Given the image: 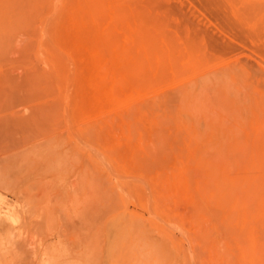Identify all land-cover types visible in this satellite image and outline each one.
I'll list each match as a JSON object with an SVG mask.
<instances>
[{
	"label": "rangeland",
	"instance_id": "rangeland-1",
	"mask_svg": "<svg viewBox=\"0 0 264 264\" xmlns=\"http://www.w3.org/2000/svg\"><path fill=\"white\" fill-rule=\"evenodd\" d=\"M66 1L0 0V264H264V0Z\"/></svg>",
	"mask_w": 264,
	"mask_h": 264
},
{
	"label": "bare ground",
	"instance_id": "bare-ground-1",
	"mask_svg": "<svg viewBox=\"0 0 264 264\" xmlns=\"http://www.w3.org/2000/svg\"><path fill=\"white\" fill-rule=\"evenodd\" d=\"M65 1H66V0H65ZM68 1H69V0H68ZM119 1H122V0H118V2H119ZM123 1H124V0H123ZM129 1H130V0H129ZM135 1H136V0H135ZM89 2L91 3V1H89ZM102 2H103V1H102ZM136 2H138V1H136ZM70 3H71V2H70ZM128 3H129V5L131 4V7H132V2H131V3L128 2ZM128 3H127V4H128ZM133 3H134V2H133ZM142 3H143V2H142ZM65 4H67V1H66V3H64V5H65ZM83 4H84V3H83ZM91 4H92V3H91ZM99 4H100V3H99ZM104 4H105V3H104ZM104 4H102V6H103ZM127 4H126V5H127ZM151 4H152V3H151ZM57 5H58V3H57ZM75 5H76V4H75ZM75 5H74V6H75ZM94 5H95V4H94ZM124 5H125V4H124ZM124 5H123V6H124ZM133 5H134V4H133ZM135 5H136V4H135ZM152 5H153V4H152ZM78 6H79V5H78ZM89 6H90V4H89ZM95 6H99V7H100L101 5H95ZM121 6H122V5H121ZM121 6H120V7H121ZM64 7H65V6H64ZM75 7H76V6H75ZM79 7H82V6H79ZM92 7H93V6H92ZM134 7L136 8V7H138V6H134ZM146 7H147V8H151V6L148 7V5H147ZM84 8H85V7H83V10H84ZM88 8H90V7H88ZM102 8H103V7H102ZM125 8H126V7H124L123 9L121 8L123 13H126V10H127V9H125ZM154 8H155V7H154ZM64 9H65V8H64ZM77 9H78V8H77ZM90 9L93 10L94 8H93V9L90 8ZM138 9H139V8H138ZM140 9H142V8H140ZM152 9H153V8H152ZM65 10H66V9H65ZM81 10H82V8H81ZM95 10L97 11L96 8H95ZM136 10H137V8H136ZM155 10H156V9H155ZM53 11H54V10H53ZM62 11H63V10H62ZM93 11H94V10H93ZM79 12H80V11H79ZM122 12H121V13H122ZM136 12H137V11H136ZM142 12L144 13V11H142ZM142 12H141V13H142ZM151 12H152V10H151ZM157 12H158V11H157ZM86 13H87V12H86ZM90 13H92V11H90ZM97 13H98V12H97ZM97 13H96V17H95L96 19H97ZM118 13H119V12H118ZM132 13H133V12H132ZM138 13H139V10H138ZM160 13H161V12L159 11V14H160ZM92 14H93V13H92ZM94 14H95V12H94ZM139 14H140V13H139ZM118 15H119V14H118ZM118 15H117V16H118ZM122 15H123V14H122ZM133 15H135V13H133ZM74 16H75V15H74ZM136 16H138V14H137ZM146 17H147V16H146ZM151 17H152V14H151ZM92 18H94V17H92ZM95 18H94V20H95ZM98 18H99V17H98ZM136 18H137L138 20L141 21L140 23H142V21H143L144 24H145L146 21H144V19H143L144 16H143V18H142V17H140V18H139V17H136ZM155 18H156V17H155ZM158 18L162 19L161 17H158ZM153 19H154V18H153ZM153 19H151V20H153ZM84 20H85V19H83V21H84ZM88 20H90V19L85 20V22L88 21ZM98 20H99V19H98ZM118 20H119V19H118ZM146 20H147V19H146ZM167 20H168V19H167ZM64 21H65V20H64ZM155 21H157V20H155ZM159 21H160V20H159ZM59 22H60V21H59ZM62 22H63V21H62ZM68 22H69V21H68ZM85 22H84V23H85ZM99 22H100V20H99L98 22H96V23H97L96 27L99 26V24H100ZM135 22H137V21H135ZM147 22H148V21H147ZM147 22H146V23H147ZM90 23H91V22H90ZM93 23H94V22H93ZM148 23H149V22H148ZM158 23H159V22H158ZM168 23H169V22H168ZM170 23H171V22H170ZM57 24H58V23H57ZM59 24H60V23H59ZM68 24H69V23H67V24H65V25L67 26ZM115 24H117L116 21H115ZM150 24L153 25L151 22L149 23V25H150ZM55 25H56V24H55ZM117 25H118V24H117ZM142 25H143V24H142ZM147 25H148V24H147ZM149 25H148L147 28H149ZM66 26H65V27H66ZM153 26H154V25H153ZM167 26H168V24H167ZM65 27H64V31H65V29H66ZM67 27H69V28L72 29V31H73V32H71V33H73V38H70V39L74 41L73 43L77 42V44L79 43V45H80V44H81L80 41L83 39V38H82V37H83V34H82V33H85V32H83V31H86V30H83V29H84V27H83V23L78 24V23L75 22V21H74V22L71 21L70 24H69V26H67ZM86 27H87V26H86ZM94 27H95V25H94ZM139 27H140V26H139ZM139 27H136V28L140 30L141 27H140V28H139ZM143 27H145V25H144ZM156 27H159V26H156ZM165 27H166V26H165ZM61 28H62V24H61ZM166 28H167V27H166ZM173 28H174V27H173ZM85 29H86V28H85ZM87 29H88V28H87ZM95 29H96V31H97V28H95ZM142 29H143V28H142ZM145 29H146V27H145ZM152 29H153V28H152ZM62 30H63V29H62ZM62 30L60 29L58 32H60V31H62ZM67 30H69V29L67 28ZM100 30H101V29H100ZM106 30L108 31L109 28H107ZM70 31H71V30H70ZM87 31H89V30H87ZM87 31H86L87 35H90V38H89V39H91V40L93 39V40H94L93 35H91L90 32H87ZM136 31H137V30H136ZM146 31H147V29H146ZM150 31H151V30H150ZM105 32H106V31H105ZM148 32H149V31H148ZM148 32H146L147 34H146L145 32H143V33L146 34V37H145V38H147V35H149ZM60 33H62V32H60ZM106 33H107V32H106ZM124 33H125V32H124ZM139 33H140V31H139ZM143 33H142V32L140 33V36H141L142 38H143V36H145ZM67 34L70 35L69 31H67ZM81 34H82V36H80ZM102 34H103V33H102ZM102 34H101V35H102ZM104 34H105V33H104ZM150 34H151V33H150ZM142 35H143V36H142ZM134 36H135V35H134ZM151 36H153V35H150L149 37L151 38ZM65 37H66V36H65ZM65 37H63V38L61 37V38L59 39L60 42L63 43V44H64L65 41H67V40H65V39H67V38H65ZM68 37H69V36H68ZM91 37H92V38H91ZM102 37H103V36H102ZM112 37H113V36H112ZM112 37H111V38H112ZM116 38H117V37H116ZM70 39H69V40H70ZM79 39H80V40H79ZM86 39H87V38L84 36V40H83V41H84L85 43L87 42V44H89L88 41H85ZM106 39L109 40L108 37L105 38V40H106ZM143 39H144V38H143ZM151 39H152V40L149 39L151 42H153V43H154V42H157V41H153L154 38H151ZM183 39H184V38H183ZM64 40H65V41H64ZM69 40H68V41H69ZM93 40H92V41H93ZM108 40H107V41H108ZM110 40H111V39H110ZM143 41H144V40H143ZM146 41H148V38L146 39ZM146 41H145V44L147 43ZM168 41L170 42V39H169ZM185 41H186V40H185ZM185 41H184V43H185ZM69 42H70V41H69ZM69 42H67V43L70 44ZM81 42H82V41H81ZM90 42H91V41H90ZM94 42H95V41H93V43H94ZM100 42H101V41H100ZM151 42H148L146 45L149 47L148 44H153V43H151ZM67 43H65V44H67ZM82 43H83V42H82ZM117 43H118V42H117ZM157 43H158V42H157ZM75 44H76V43H75ZM75 44H74V45H75ZM87 44H85L86 47H87ZM91 44H92V43H91ZM91 44H90V45H91ZM94 44H95V43H94ZM97 44H98V43H97ZM101 44H102V43H101ZM101 44H100V45H101ZM154 44H155V43H154ZM168 44H169V43H168ZM168 44H167V45H168ZM172 44L174 45V43H172ZM81 45H82V44H81ZM83 45H84V44H83ZM103 45H104V44H103ZM108 45L110 46V45H111V42H110V44H108ZM95 46H96V44H95ZM95 46L93 45V47H95ZM109 46H108V47H109ZM117 46H118V45L116 44V47H115L114 49H118ZM150 46L153 47V45H150ZM70 47H71V46H69L68 48H70ZM170 47H171V46H170ZM185 47H186V46H185ZM58 48H59V47H58ZM100 48L103 49V47H101V46L98 47V49H100ZM104 48L107 49V47H105V46H104ZM175 48H176V46L174 45V49H175ZM55 49H56V48H55ZM76 49H77L78 51H80V49H81V51H82V49H83V51H85V52H86V51H89L87 48H81V47H80V48L77 47ZM89 49L91 50V47H90ZM95 49H96V48H95ZM152 49H154V48H152ZM100 50H101V49H100ZM147 50H148V48H147ZM170 50H171V49H170ZM188 50H190V49H188ZM188 50H187V51H188ZM108 51H109V50H108ZM140 51H141V50H140ZM144 51H145V50H144ZM151 51H152V50H151ZM72 52L74 53V51H72ZM72 52L69 53V54H72ZM127 52H129V51H126L125 53H127ZM59 53H60V52H59ZM108 53H110V52H108ZM108 53H107V55H108ZM123 53H124V52H123ZM146 53H147V52H146ZM119 54H120V53H119ZM144 54H145V53H144ZM149 54H150V53H149ZM62 55H63V54H62ZM64 55H65V54H64ZM64 55H63V56H64ZM78 55H79V54H78ZM69 56H70V55H69ZM104 56H105V55H104ZM101 57H103V54H101ZM118 57H119V56H118ZM124 57H125V56H124ZM141 57H142V55L140 56V58H141ZM54 58H55V57H54ZM137 58H139V57H137ZM140 58H139V59H140ZM169 58H170V56H169ZM57 59H58V58H57ZM71 59H72V57H71ZM83 59H84V58H83ZM109 59H110V56H109ZM106 60H107V58H106ZM176 60H177V58H176ZM67 61H68V60H67ZM72 61H73V60H72ZM123 61H124V59H123ZM161 61H162V59H160V62H161ZM91 62H92V61H91ZM91 62H90V63H91ZM98 62H99V61H98ZM100 62H101V61H100ZM150 62H151V60H150ZM160 62H159V63H160ZM70 63H71V62H70ZM72 63H73V62H72ZM88 63H89V62H88ZM110 63H111V62H110ZM122 63H123V62H122ZM122 63H121V61H120V64H121L120 67L123 65ZM133 63H134V62H133ZM135 63H136V64H135V67L137 66L135 71H139V70L137 69V68H139V65H140V67H144V65H145V64H143V63L140 64L141 62H139V64H137L138 62H135ZM159 63H158V64H159ZM161 63L163 64V61H162ZM161 63H160V66H161ZM73 64H74V63H73ZM247 64H248V63H247ZM141 65H142V66H141ZM103 66H104V65H103ZM126 66H127V65H126ZM126 66L123 65L124 69L127 68V69H126L127 71L124 73V75H125V79H127L126 77H128V76L126 75L127 73H130V74L133 73V72H130V70H131V68H130L131 65H130V67H129L130 69H129L128 67H126ZM80 67H81V66H80ZM161 68H162V66H161ZM161 68L158 69V70H161ZM75 69H76V68H75ZM83 69H84V68H83ZM100 69H101L102 72H103V70H104V71L106 70V68H103V67L100 68ZM112 69H113V67H112ZM124 69H123V70H124ZM133 69H135V68H133ZM162 69H163V68H162ZM92 70H93V68H92ZM119 70L121 71L122 68L119 69ZM128 70H129V71H128ZM73 71H75V72L77 73L76 70H73ZM112 71H113V70H112ZM124 71H125V70H124ZM131 71H132V70H131ZM140 71L142 72V70H140ZM71 72H72V71H71ZM75 72H74V73H75ZM78 72H79V70H78ZM114 72H115V70H114ZM117 72H118V71H117ZM136 73H137L138 77H139V75H140V79H141V73H139V72H136ZM136 73L134 72V74H136ZM83 74H84V73H83ZM85 74H86V73H85ZM85 74H84V76L87 75V74H86V75H85ZM134 74H131V75L133 76ZM118 75H119V74H118ZM137 75L135 76L136 78H137ZM82 76H83V75H82ZM82 76H81V78H82ZM116 76H117V74H116ZM144 76H145V75H142V77H144ZM74 77H75L74 79H76V76H74ZM114 77H115V76H114ZM118 77H119V76H118ZM135 77L133 76V79H135ZM144 78H145V77H144ZM72 79H73V78H72ZM77 79H78V78H77ZM87 79H88V78H87ZM133 79H132V81H133ZM138 79H139V78H138ZM138 79H137V80H138ZM116 80H117V79H116ZM120 80H122V79H120ZM127 80H130V79L128 78ZM143 80H144V79H143ZM76 81H77V80H76ZM76 81H74V82H76ZM122 81H123V80H122ZM147 81H148V80H147ZM78 82H79V79H78ZM123 82H124V81H123ZM134 82H136V80H134ZM102 83H103V81L101 80V72H99V73H97V75H95V77H94V79H93V81H92V83H91V85H90V87H92V91H93V96H92L93 101L91 100L90 104L93 103V104H97V105H98V104L102 101V97H103V84H104V83H103V84H102ZM117 83H118V84H121V82L119 83V81H117ZM140 83H141V80H140ZM147 83L149 84V81H148ZM79 84H80V82H79ZM129 84L134 85V84H132V82H129ZM141 84H142V83H141ZM148 84H147V85H148ZM114 85H115V84H114ZM125 85H127V84H125ZM137 85H138L137 87H139V84H137ZM150 85H151V84H150ZM120 86H121V85H120ZM114 88H115V91H114ZM114 88H111V89L113 90V91H112V94H113V93H116V91H117V90H116V86H114ZM134 88H135V87H134ZM146 88H147V90H148V86H147ZM150 88H151V87H150ZM139 90H141L140 87H139ZM208 91H209V90H208ZM168 92H169V91H168ZM168 92H167V93H168ZM173 93H175V92L173 91ZM85 94H86V93H85ZM169 94H171V93L169 92ZM76 95H77V94H76ZM175 95H176V93H175ZM208 95H210V94L208 93ZM70 96H71V95H70ZM116 96H117V94H116ZM87 97L89 98V96H87ZM80 98H81L80 101L83 100L82 97H81V95H80ZM84 98H85V95H84ZM119 98H120V97H119ZM174 99H175V98H174ZM197 99H198V98H197ZM87 100L89 101L90 99H85V103H86ZM169 100H170V99H169ZM174 101H175V100H171V102H174ZM68 102H69V100H68ZM169 102H170V101H169ZM81 103H82L81 106L83 107V106L85 105V103H84L83 101H81ZM175 103H176V101H175ZM83 104H84V105H83ZM103 104H104V103H103ZM103 104H102V106H103ZM65 105H66V104H65ZM86 105H88V103H86ZM91 106H92V105H91ZM94 106H95V105H94ZM92 107H93V106H92ZM89 108H90V107H89ZM89 108H88V109H89ZM103 108H104V107H103ZM88 109H86V111H87ZM71 111H72V110H71ZM89 111H90V109H89ZM95 111H96V110H95ZM165 111H166V110H165ZM122 118H123V116H122ZM129 118H130V116H129ZM129 118H128V119H129ZM165 121H166V120H165ZM156 125H157V124H156ZM112 126H113V125H112ZM112 126H111V127H112ZM129 126H130V125H129ZM158 126H160V125H158ZM161 130H162V129H161ZM102 131H103V130H102ZM100 132H101V131H100ZM155 132H156V131H155ZM162 132H163V130H162ZM97 133H98V132H97ZM131 133H133V132H131ZM157 133H158V132H157ZM157 133H156V134H157ZM153 134H154V133H153ZM159 134H160V131H159ZM171 134H172V133H171ZM132 135H133V134H132ZM157 135H158V134H157ZM157 135H156V136H157ZM162 135H163V134H162ZM175 135H176V134H175ZM158 136H159V135H158ZM158 136H157V139H158ZM164 136H165V135H164ZM103 138H106L105 135H104ZM134 138H135V136H134ZM160 138H161V136H160ZM152 139H153V138H152ZM155 139H156V137H155ZM161 139H162V138H161ZM166 139H167V138H166ZM108 140H109V138H108ZM98 141H99V140H98ZM160 141H161V140H160ZM169 141H170V140H169ZM151 142H152V140H151ZM161 142H162V141H161ZM175 142H176V141H175ZM175 142H174V144H175ZM102 143H103V142H102ZM142 143H143V142H141V144H142ZM106 144H107V142H106ZM151 144H152V143H151ZM151 144H150V145H151ZM146 145L148 146L149 144L147 143ZM159 146H160V145H159ZM161 146H162V145H161ZM150 148H151V149H150ZM150 148H149V150H152V149H153V145H152V147L150 146ZM144 149H145V148H144ZM144 149H143V150H144ZM163 149H164V148H163ZM145 150H146V149H145ZM145 150H144V151H145ZM147 151H148V150H147ZM147 151H145V152H147ZM167 151H168V150H167ZM167 151L165 150V153H167ZM108 152H110V151H108ZM153 152L155 153V148H154V151H152V153H153ZM137 153H138V152H137ZM150 153H151V151H150ZM161 153H162V151H161ZM161 153H160V155H161ZM174 153H175V152H174ZM134 154H135V153H134ZM148 154H149V153H148ZM155 154H156V153H155ZM167 154H169V153H167ZM109 155H110V154H109ZM132 155H133V154H132ZM142 155H144V153H143ZM162 155H163V154H162ZM162 155H161V156H162ZM165 156H166V155H164V157H165ZM207 156H208V155H207ZM157 157H158V155H157ZM139 158H140V157H139ZM146 158H147V157H146ZM151 158H152V157H151ZM153 158H154V157H153ZM140 159H142V158H140ZM155 159H156V158H155ZM155 159H154V160H155ZM160 159H161V157H160ZM158 160H159V159H158ZM165 160H166V159H165ZM147 161L150 162L149 160H147ZM152 161H153V160H152ZM213 161H214V160H213ZM216 161H217V160H216ZM132 162H133V161H132ZM144 162H145V160H144ZM140 164H141V163H140ZM190 164H192L191 161H190ZM148 165H149V164H148ZM129 167H130V166H129ZM145 167H146V166H145ZM146 170H147V169H146ZM161 170H162V169H161ZM163 170H164V169H163ZM189 172H190V171H189ZM144 173H145V172H144ZM162 173H163V171H162ZM167 173H168V172H167ZM186 173H187V172H186ZM186 173H185V174H186ZM148 174H149V173H148ZM164 174H165V173H164ZM164 174H163V175H164ZM190 174H191V172H190L189 174L187 173L186 175H190ZM194 176H195V175H194ZM194 176H192V174H191L190 178H191V177H194ZM126 177H127V176H126ZM129 177H130V176H129ZM165 177H166V176H165ZM163 178H164V177H162V179H163ZM166 178H167V177H166ZM188 179H189V178H188ZM129 180H130V179H129ZM140 180H141V179H140ZM132 181H133V180H132ZM143 181H144V179H143ZM147 181H148V180H147ZM149 181H150V180H149ZM163 181H164V179H163ZM169 181H170V180H169ZM162 183H163V182H162ZM166 183H167V182H166ZM210 183H211V182H210ZM164 184H165V183H164ZM164 184H163V185H164ZM168 184H169V183H168ZM186 184H187V183H186ZM145 185H146V184H145ZM187 185H188V184H187ZM211 185H213V184H211ZM161 186H162V184H161ZM164 186H165V185H164ZM149 187H150V186H149ZM231 187H232V186H231ZM145 188H146V187H145ZM187 188H188V187H187ZM190 188H191V187H190ZM155 189H156V188H155ZM164 189H165V188H164ZM166 189L168 190L169 188L167 187ZM170 190H171V189H170ZM175 190H176V189H175ZM153 191H154V190H153ZM177 191H178V190L175 191V192H176V195H178ZM146 192H147V191H146ZM156 192H157V191H156ZM158 192H159V189H158ZM158 192H157V194H158ZM167 192H168V191H167ZM182 192H183V191H182ZM190 192H192V189H190ZM150 193H151V191H150ZM170 193H171V196H172V192H170ZM143 194H145V192H144ZM153 194H154V193H153ZM160 194H161V192H160ZM162 194H163V192H162ZM179 194H180V193H179ZM181 194H182V193H181ZM225 194H226V193H225ZM151 195H152V194H151ZM171 196H170V197H167V198L171 200ZM195 196H196V194L194 195V197H195ZM145 197H146V196H145ZM161 197H162V196H161ZM178 197H179V196H178ZM197 197H198V196H197ZM151 198H152V197H151ZM154 198H155V197H154ZM162 199H163V198H162ZM165 199H166V198H165ZM194 199H195V198H194ZM194 199H193V200H194ZM196 199H199V198H196ZM145 200H146V199H145ZM155 200L160 202L161 199H160L159 196H158V199L155 198ZM170 200H169V201H170ZM199 200H201V199H199ZM180 201H181V199H180ZM197 201H198V200H197ZM170 202H171V201H170ZM157 203H158V202H157ZM171 203H172V202H171ZM179 203H180V202H179ZM184 203H186V202L184 201L183 204H184ZM193 204H194V202H193ZM195 204H196V203H195ZM195 204H194V205H195ZM197 204H198V203H197ZM197 204H196V205H197ZM149 205H150V204H149ZM163 205H164V204H163ZM169 205H170V203H169ZM177 205H178V203H177ZM181 205H182V204H181ZM196 205H195V207H196ZM136 206H137V205H136ZM188 206H190V205H188ZM192 206H193V205H192ZM198 206H199V205H198ZM200 206H201V205H200ZM149 207H150V206H149ZM178 207H179V206H178ZM178 207H176V209H178ZM201 207H202V206H201ZM190 208H191V207H190ZM190 208H189V209H190ZM145 209L147 210V204H146V208H145ZM179 209H180V208H179ZM198 209H199V208H198ZM193 210H195V214H196V216L198 217V215H197L198 212H196V208L193 207ZM199 211H200V210H199ZM203 211H204V210H203ZM207 211H208V210L204 211L203 213H206ZM211 211H212V210H210V212H211ZM146 212H148V211H146ZM214 212H215V211H214ZM217 213H218V212H216V214H217ZM152 214H153V213H152ZM187 214H188V213H187ZM190 214H191V213H190ZM210 214H211V213H210ZM164 215H165V214H164ZM183 216H184V215H183ZM218 216H219V213H218ZM206 217H207V214H206ZM192 218H193V217H192ZM200 218H201V217H200ZM200 218L198 217V219L200 220V223H201L202 220H201ZM159 219H160V218H159ZM160 220H161V219H160ZM173 220H175V218H174ZM199 220H198V221H199ZM171 222H172V220H171ZM192 222H193V220H192ZM203 222L205 223L206 221L203 220ZM203 222H202V223H203ZM208 222H209V221H208ZM202 223H201V224H202ZM167 224H168V223H167ZM201 224H200V225H201ZM206 224H207V222H206ZM210 224H211V223H210ZM162 225H163V224H162ZM193 225H194V224H193ZM202 225H203V224H202ZM202 225H201V226H202ZM198 226H199V222H198ZM199 227H200V226H199ZM204 227H207V226L204 225ZM202 228H203V227H202ZM168 229H169V228H168ZM210 229H211V228H210ZM165 230H166V229H165ZM200 230H202V229L200 228ZM206 230L208 231V229H206ZM206 230H205V232H206ZM198 231H199V229H198ZM200 233H201V232H200ZM203 233H204V232H203ZM198 235H200V234H198Z\"/></svg>",
	"mask_w": 264,
	"mask_h": 264
}]
</instances>
